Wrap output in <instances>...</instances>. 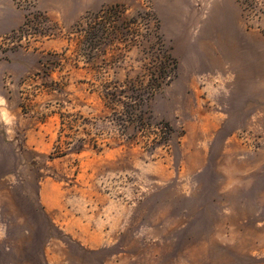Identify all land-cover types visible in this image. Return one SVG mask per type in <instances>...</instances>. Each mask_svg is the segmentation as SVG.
Masks as SVG:
<instances>
[{
  "label": "rangeland",
  "instance_id": "obj_1",
  "mask_svg": "<svg viewBox=\"0 0 264 264\" xmlns=\"http://www.w3.org/2000/svg\"><path fill=\"white\" fill-rule=\"evenodd\" d=\"M0 264H264V0H0Z\"/></svg>",
  "mask_w": 264,
  "mask_h": 264
},
{
  "label": "trees",
  "instance_id": "obj_2",
  "mask_svg": "<svg viewBox=\"0 0 264 264\" xmlns=\"http://www.w3.org/2000/svg\"><path fill=\"white\" fill-rule=\"evenodd\" d=\"M106 12V10H103V12L102 13H105ZM104 29L106 30V28L104 27Z\"/></svg>",
  "mask_w": 264,
  "mask_h": 264
},
{
  "label": "crops",
  "instance_id": "obj_3",
  "mask_svg": "<svg viewBox=\"0 0 264 264\" xmlns=\"http://www.w3.org/2000/svg\"><path fill=\"white\" fill-rule=\"evenodd\" d=\"M41 191H42L41 193L43 194V187H42Z\"/></svg>",
  "mask_w": 264,
  "mask_h": 264
}]
</instances>
